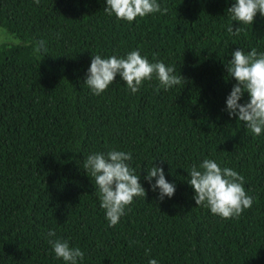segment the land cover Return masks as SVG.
<instances>
[{
	"label": "trees",
	"instance_id": "16d2710c",
	"mask_svg": "<svg viewBox=\"0 0 264 264\" xmlns=\"http://www.w3.org/2000/svg\"><path fill=\"white\" fill-rule=\"evenodd\" d=\"M157 2L166 14L129 23L108 15L106 0H0V27L17 39L0 42V264H66L49 239L79 247L78 264H264V130L229 117L237 81L225 67L238 48L264 53V16L233 21L235 0ZM133 50L185 81L157 92L153 74L133 94L117 74L94 95L84 83L92 55ZM248 100L245 91L239 102ZM110 150L132 153L146 190L112 227L84 169ZM204 159L243 175L253 204L239 217L196 205L188 170ZM153 163L175 184L171 198L144 178Z\"/></svg>",
	"mask_w": 264,
	"mask_h": 264
},
{
	"label": "clouds",
	"instance_id": "9594fccd",
	"mask_svg": "<svg viewBox=\"0 0 264 264\" xmlns=\"http://www.w3.org/2000/svg\"><path fill=\"white\" fill-rule=\"evenodd\" d=\"M39 2L40 0H35L36 4ZM106 5L104 11L108 15L114 13L117 19L129 23L138 16L144 17L156 12L166 14L168 11L157 0H106ZM227 11L231 14V19L239 24H253L257 12L264 16V0H235ZM242 30L239 27H227V32L233 35H238ZM42 47L43 41L38 42L35 51L39 54ZM231 56L225 67L227 74L235 78L237 83L233 85L226 99V111L229 117H236L253 135L258 136L264 130V53L258 54L252 48L245 54L238 48ZM117 74L133 94L145 80H152L153 74L159 81L157 92L160 87L167 91L185 81L183 76L175 75L173 66H167L162 61L151 63L141 56L139 50H133L124 58L115 55L107 58L92 55L84 83L94 95H100L115 81ZM245 91L249 94V100L240 103ZM131 160V152L110 150L107 154L93 153L84 161L85 171L90 172L95 179L101 207L105 210L110 227L119 222L134 197L146 196L140 176L135 174V169L128 163ZM188 173V183L194 189L196 205L209 208L214 215L225 219L239 217L253 204V198L243 187V175L231 168H221L214 160L204 159L198 167L193 164ZM144 178L153 191L158 189L159 200L163 201L165 197L171 198L174 195L175 184L166 180L162 167L153 163L150 169H146ZM153 178L155 183H152ZM48 236L55 237V231L50 230ZM48 242L55 256L62 258L66 264H78V260L84 259V252L79 247H70L67 240L49 239ZM148 264L158 262L153 258Z\"/></svg>",
	"mask_w": 264,
	"mask_h": 264
},
{
	"label": "rangeland",
	"instance_id": "374dc122",
	"mask_svg": "<svg viewBox=\"0 0 264 264\" xmlns=\"http://www.w3.org/2000/svg\"><path fill=\"white\" fill-rule=\"evenodd\" d=\"M15 41H17V39L11 33L0 27V42L10 43Z\"/></svg>",
	"mask_w": 264,
	"mask_h": 264
}]
</instances>
